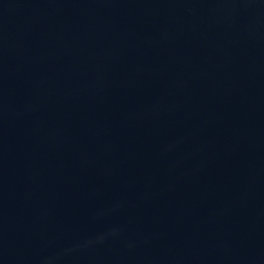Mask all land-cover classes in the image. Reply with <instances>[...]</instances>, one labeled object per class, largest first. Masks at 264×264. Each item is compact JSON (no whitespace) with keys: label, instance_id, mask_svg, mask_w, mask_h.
<instances>
[{"label":"water","instance_id":"95a60500","mask_svg":"<svg viewBox=\"0 0 264 264\" xmlns=\"http://www.w3.org/2000/svg\"><path fill=\"white\" fill-rule=\"evenodd\" d=\"M0 264H264V0H0Z\"/></svg>","mask_w":264,"mask_h":264}]
</instances>
